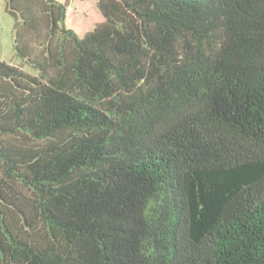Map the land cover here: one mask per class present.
Segmentation results:
<instances>
[{"label":"trees","instance_id":"1","mask_svg":"<svg viewBox=\"0 0 264 264\" xmlns=\"http://www.w3.org/2000/svg\"><path fill=\"white\" fill-rule=\"evenodd\" d=\"M73 1L5 0L0 264H264V0Z\"/></svg>","mask_w":264,"mask_h":264},{"label":"rangeland","instance_id":"2","mask_svg":"<svg viewBox=\"0 0 264 264\" xmlns=\"http://www.w3.org/2000/svg\"><path fill=\"white\" fill-rule=\"evenodd\" d=\"M77 1H73L69 12V15L72 16V11L74 12V9H77L76 16L70 24L72 27L80 26L84 22L88 25H93L97 19H102L96 8L95 0H83L79 6ZM13 23L14 16L5 8V0H0V60L16 66H22L25 71L32 73V69L22 63L15 53L13 46Z\"/></svg>","mask_w":264,"mask_h":264}]
</instances>
